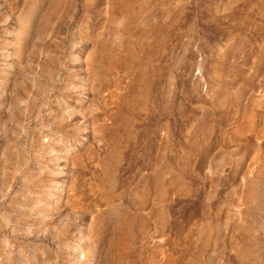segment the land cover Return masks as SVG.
<instances>
[{
	"label": "rangeland",
	"instance_id": "rangeland-1",
	"mask_svg": "<svg viewBox=\"0 0 264 264\" xmlns=\"http://www.w3.org/2000/svg\"><path fill=\"white\" fill-rule=\"evenodd\" d=\"M0 264H264V0H0Z\"/></svg>",
	"mask_w": 264,
	"mask_h": 264
}]
</instances>
